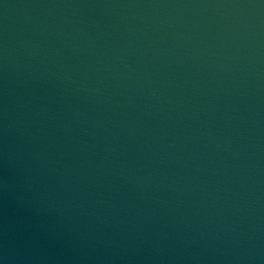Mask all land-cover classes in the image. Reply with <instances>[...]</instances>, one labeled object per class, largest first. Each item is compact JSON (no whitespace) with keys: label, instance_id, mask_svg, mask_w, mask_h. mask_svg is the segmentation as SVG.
Wrapping results in <instances>:
<instances>
[{"label":"water","instance_id":"obj_1","mask_svg":"<svg viewBox=\"0 0 264 264\" xmlns=\"http://www.w3.org/2000/svg\"><path fill=\"white\" fill-rule=\"evenodd\" d=\"M0 264H264V0H0Z\"/></svg>","mask_w":264,"mask_h":264}]
</instances>
